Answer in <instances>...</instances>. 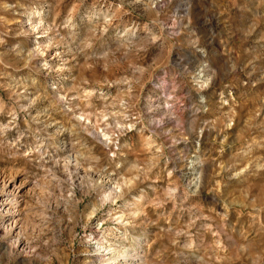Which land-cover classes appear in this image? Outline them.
<instances>
[{
  "label": "clouds",
  "instance_id": "1",
  "mask_svg": "<svg viewBox=\"0 0 264 264\" xmlns=\"http://www.w3.org/2000/svg\"><path fill=\"white\" fill-rule=\"evenodd\" d=\"M0 264H264V0H0Z\"/></svg>",
  "mask_w": 264,
  "mask_h": 264
}]
</instances>
